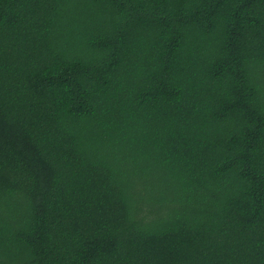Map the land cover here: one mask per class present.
Returning a JSON list of instances; mask_svg holds the SVG:
<instances>
[{"label":"trees","instance_id":"1","mask_svg":"<svg viewBox=\"0 0 264 264\" xmlns=\"http://www.w3.org/2000/svg\"><path fill=\"white\" fill-rule=\"evenodd\" d=\"M0 264H264V0H0Z\"/></svg>","mask_w":264,"mask_h":264}]
</instances>
